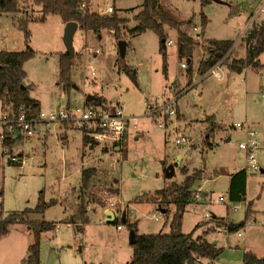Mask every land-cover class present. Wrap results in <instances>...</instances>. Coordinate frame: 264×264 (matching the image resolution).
Masks as SVG:
<instances>
[{"label": "rangeland", "instance_id": "obj_1", "mask_svg": "<svg viewBox=\"0 0 264 264\" xmlns=\"http://www.w3.org/2000/svg\"><path fill=\"white\" fill-rule=\"evenodd\" d=\"M161 2L178 20H190L181 29L195 40L191 57L178 56V34L165 26L166 39L173 43L166 45L164 70L158 36L151 30L134 35L127 31L136 24L132 16L142 0H115L114 10L127 20L120 38L126 42L124 57L119 55L118 40L110 29L95 33L78 27L72 38L71 86L67 91L58 79L57 54L66 51L61 18L48 15L44 21H28L26 35L19 20L25 12L27 16L41 15L34 0H21L20 12L15 15H0V51L30 48L34 52L23 64L24 84L41 111L86 106V96L92 95L101 106L123 107L137 125L114 144L83 142L82 130L60 123L49 128L39 126L41 132L32 138L12 134L9 145L2 143L0 126V219L31 209L27 211L29 219H43L54 225L40 235V264H125L132 255L130 223L136 222L137 233H167L174 211L173 204L135 199L166 188L171 182H181V168L187 174L203 172L192 186L182 231L189 233L198 225L194 236H204L222 249L214 262L202 259L195 264H242L245 251L264 258L263 69L247 66L240 73L228 70L230 60L246 57L247 44L241 40L221 65L222 78L209 75L200 80L197 70L208 55V41L235 42L264 0H210L202 6L200 0ZM104 4V0H87V7L94 12ZM261 23L264 13L258 14L255 21ZM259 61L264 62V53ZM182 63L186 67H181ZM162 94L177 96L183 115L177 108L175 117L166 118L164 128L144 114L145 98ZM6 109L0 102V118ZM209 116L215 121V130L207 138ZM236 122L244 123V127H235ZM246 125L261 139L258 167L254 170L245 169V152L238 147L245 138ZM178 133L190 141L176 144ZM11 157L15 160L10 161ZM169 164L174 165V175L168 179L165 169ZM89 167L96 168V173L83 193L88 219L83 222L78 214L79 186L81 170ZM242 168L246 171L245 195L230 200V176ZM39 197L44 201L43 212L35 210ZM108 199L115 200L116 205L109 206ZM234 205L238 207L234 209ZM162 206L168 208L166 212ZM106 210L116 212V223L104 221ZM122 216L128 223H123ZM212 216L235 223L247 218L243 227L228 233L224 225H215ZM7 228L0 237V264H27L33 241L31 230L22 223Z\"/></svg>", "mask_w": 264, "mask_h": 264}, {"label": "trees", "instance_id": "obj_2", "mask_svg": "<svg viewBox=\"0 0 264 264\" xmlns=\"http://www.w3.org/2000/svg\"><path fill=\"white\" fill-rule=\"evenodd\" d=\"M21 0H0V15L12 14L20 12ZM35 5L40 7L41 15L38 17L27 16L19 20V25L25 30L28 21H44L48 15H58L63 23L75 21L78 27L88 31L92 30L98 33L102 28H108L112 31L116 40L121 38V30L125 28L126 18L120 17L117 11L114 10L110 14H99L90 11L88 7L82 8L81 4L87 0H34ZM210 0H200L201 6ZM203 16V14H201ZM201 16V21L205 24V20ZM132 20L136 22L135 26L128 29L129 34H141L147 30L153 31L159 40V53L162 58V67L166 70L167 53H166V32L165 26L175 29L177 32V53L179 57H191L195 40L186 31L181 29L184 23L188 21L178 20L175 14L164 7L161 0H142L139 10L132 16ZM247 44V53L245 58L232 59L227 65L228 69L235 73H240L242 70L250 66L254 69H263L264 62L259 61V57L264 53V24H254L251 30L245 37ZM232 46L231 40H216L208 41V55L200 61L198 73L203 76L212 66L222 60V63L228 61L229 49ZM228 53V54H227ZM34 54L33 50L27 48L23 51H0V102L3 107L10 108L14 112L18 106H23L31 112H37L39 104L36 99L29 96V86L24 84L26 72L23 68L24 62ZM58 56V79L62 88L67 91L71 86L70 68L72 65V56L66 52H59ZM190 62V60H188ZM124 68V66H123ZM135 80L132 71L125 68ZM192 72L191 68L187 69V75L190 79ZM264 75V74H263ZM191 84V80H189ZM96 98L85 101L86 104L96 102L94 105H99ZM6 109V110H7ZM5 111V110H4ZM208 127L207 138L213 134L215 130V121L212 116L207 118ZM83 142H94L89 136L83 133ZM13 141L10 136H3V145H9ZM184 178L181 182H171L166 188L155 190L149 194H144L135 199V201L145 200L151 203L173 204L174 211L170 221V229L167 233L142 234L136 231V222L130 223V228L133 229L134 242L131 244L132 255L125 264H195L196 259L201 261L207 259L213 261L218 258L222 249L215 244L209 242L204 236H194V231L198 225L189 233L182 231V217L186 206L192 200L191 189L194 183L202 178V170L193 171L187 174L185 169L181 168ZM96 173V168L89 167L81 170L79 198H78V214L83 222H87L86 217V201L83 193L90 181L91 177ZM246 189V171L244 168L236 171L230 176L228 196L230 200H238L243 198ZM44 201L39 197L35 210L43 212ZM165 212L168 208H165ZM24 209L19 213H11L5 218L0 219V237L8 231V225L12 223L25 224L33 234V241L29 245L28 254L26 257L27 264H40V235L44 231H48L54 227L50 222L45 220H32L27 217V211ZM247 216L244 220L238 223L223 220L222 218L212 216L211 220L215 225H224L228 233L235 232L244 226ZM123 223H128L124 218ZM115 218L113 223H116ZM200 263V262H198ZM242 264H264V258L256 256L251 251H245L242 256Z\"/></svg>", "mask_w": 264, "mask_h": 264}, {"label": "built area", "instance_id": "obj_3", "mask_svg": "<svg viewBox=\"0 0 264 264\" xmlns=\"http://www.w3.org/2000/svg\"><path fill=\"white\" fill-rule=\"evenodd\" d=\"M104 1L105 4L99 6L95 11L99 14L112 13L114 11V0ZM81 7L85 8L87 4L83 2ZM260 13H264V3L255 16L248 22L240 38H245V36H247ZM172 43L173 41L171 39L166 40V45H171ZM96 52H98L97 49ZM221 65L222 60L212 66V68L201 77L212 75L216 79L222 78ZM181 67H186V64L182 63ZM94 74L95 72L92 71L91 75ZM262 95L264 97V91ZM176 98L177 96L166 97L163 94L155 96L154 98H145L144 114L151 118L158 127L164 128V126H166V118L175 117L176 115ZM132 120L133 118L128 116L121 106L110 109L109 107L101 105H86L76 107L75 109L57 107L49 111L38 110L37 112H31L29 109L20 105L16 112L10 108L4 111L0 118V126L2 127L1 137L17 134L18 136L32 138L41 132L39 128L41 125L45 128H49L52 124H70L82 130V132L95 141L114 144L122 141L126 132L137 128V125L131 122ZM234 126L242 129L244 123L237 122ZM246 128L245 138L238 143V147L245 152V169L254 170L258 167L257 150L260 148L261 139L255 130L248 128V126ZM189 141L190 140L182 133H178L175 137L176 144ZM14 160V157L10 158V161ZM219 199L224 201L222 196H220ZM107 202L111 207L115 206L117 203L113 199H108ZM237 207V205L233 206L234 209ZM262 222H264V217L262 218ZM120 227V225H117V228ZM237 234L241 235L239 232ZM196 261H199V259H196Z\"/></svg>", "mask_w": 264, "mask_h": 264}, {"label": "water", "instance_id": "obj_4", "mask_svg": "<svg viewBox=\"0 0 264 264\" xmlns=\"http://www.w3.org/2000/svg\"><path fill=\"white\" fill-rule=\"evenodd\" d=\"M214 1H218V0H214ZM77 28H78L77 22L68 21L65 23L64 29H63V43L66 48L65 52L70 54L71 56L73 54L72 38ZM125 45H126V42L124 40H121V39L118 40L119 55L121 57H124L125 55ZM92 97H93L92 95H87L86 101L91 100ZM173 175H174V165L169 164L165 169V177L169 179V178H172ZM104 214H105V220H104L105 222L107 223L114 222L115 215H114L113 210H106ZM124 220H125L124 216H122V221L124 222ZM133 242H134V235L132 234L130 243L133 244ZM213 244H215V242H213Z\"/></svg>", "mask_w": 264, "mask_h": 264}, {"label": "crops", "instance_id": "obj_5", "mask_svg": "<svg viewBox=\"0 0 264 264\" xmlns=\"http://www.w3.org/2000/svg\"><path fill=\"white\" fill-rule=\"evenodd\" d=\"M114 2H115V0H114ZM113 5H114V8H116V7H115V3H113ZM259 9H260V8H259ZM258 11H259V10H258ZM258 11H257V12H258ZM257 12H256V13H257ZM256 13H255V14H256ZM255 14H251V16L254 17ZM252 17H251V19H252ZM257 18H258V17H257ZM257 18H256V19H257ZM251 19H250V20H251ZM250 20H249V21H250ZM249 21H247L245 27L241 30V33H240V35H239V39L237 38V40H236L235 42H232L231 49H229V52H228V53H230L232 50H234V48H235L236 46L240 45V44H238L239 41L242 40V41L246 44V42H245V38H244V37H243V38H240V36L242 35V32L245 30V28H246V26H247V24H248ZM245 37H246V36H245ZM246 51H247V50H246ZM228 53H227V54H228ZM246 53H247V52H246ZM222 64H223V63H222ZM228 70H229V69H228ZM231 72H232V71H231ZM221 73H222V71H221ZM260 74L263 75L262 73H260ZM208 76H209V75H208ZM205 77H207V76H205ZM214 78H215V77H214ZM201 79H202V77L200 78V80H201ZM88 105H92V104H88ZM104 107H108V106H107V105H104ZM177 108H178V106H177ZM38 110H40V107H38ZM178 110H179V108H178ZM179 113H180V115H182V113L180 112V110H179ZM182 116H183V115H182ZM170 122H171V121H170ZM170 122H169V123H170ZM236 123H237V122H236ZM233 125H234V124H233ZM247 126H248V125H246V127H247ZM250 129H251V128H250ZM252 130H254V129H252ZM63 146H64V144H63ZM179 157H180V156H178L177 159H178ZM104 212H105V211H104ZM113 212H114V215H115V218H116V212H115V211H113ZM104 219H105V218H104ZM198 262H201V261H198ZM211 262H214V260L211 261Z\"/></svg>", "mask_w": 264, "mask_h": 264}]
</instances>
